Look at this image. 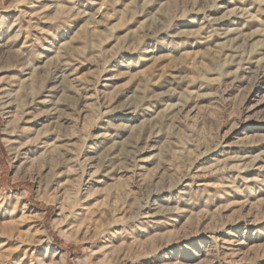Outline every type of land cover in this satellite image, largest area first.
Returning a JSON list of instances; mask_svg holds the SVG:
<instances>
[{"label": "rangeland", "instance_id": "obj_1", "mask_svg": "<svg viewBox=\"0 0 264 264\" xmlns=\"http://www.w3.org/2000/svg\"><path fill=\"white\" fill-rule=\"evenodd\" d=\"M0 264H264V0H0Z\"/></svg>", "mask_w": 264, "mask_h": 264}, {"label": "bare ground", "instance_id": "obj_2", "mask_svg": "<svg viewBox=\"0 0 264 264\" xmlns=\"http://www.w3.org/2000/svg\"><path fill=\"white\" fill-rule=\"evenodd\" d=\"M79 201L81 202V206H82V210H80V212L82 211L83 213L87 214L88 216L94 215L96 213L95 209H93V207H92L94 204H92L91 202H89L88 201V198H86V200H79ZM77 207H78V205L75 203L72 206V208H70V209L73 210V211H76V209H78Z\"/></svg>", "mask_w": 264, "mask_h": 264}]
</instances>
